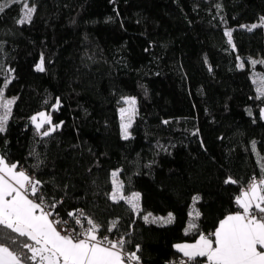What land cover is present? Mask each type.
I'll use <instances>...</instances> for the list:
<instances>
[{
    "label": "trees",
    "instance_id": "16d2710c",
    "mask_svg": "<svg viewBox=\"0 0 264 264\" xmlns=\"http://www.w3.org/2000/svg\"><path fill=\"white\" fill-rule=\"evenodd\" d=\"M23 4L0 11V88L15 95L1 157L40 182L53 214L82 212L140 264L180 256L178 242L214 231L264 176V96L253 79L264 74V27L247 30L264 0H28L35 12L19 23ZM126 94L137 113L124 139ZM42 110L59 126L48 136L32 122ZM115 170L125 197L139 193L138 210L110 198Z\"/></svg>",
    "mask_w": 264,
    "mask_h": 264
},
{
    "label": "snow or ice",
    "instance_id": "6c2138e0",
    "mask_svg": "<svg viewBox=\"0 0 264 264\" xmlns=\"http://www.w3.org/2000/svg\"><path fill=\"white\" fill-rule=\"evenodd\" d=\"M24 9L19 23L30 22L35 12V8L28 7L27 4L24 5ZM2 10L3 7L0 6V11ZM257 27H264V17L261 18L259 25L247 26V30L252 31ZM225 35L231 44V31H226ZM252 63L255 64L256 61ZM238 66L243 67V65ZM37 70H44L43 59L37 65ZM261 83L264 84V77L261 78ZM257 92V98L264 96V86L258 88ZM124 102L129 107L120 109L121 127L123 138L127 139L128 128L135 115L136 102L134 98H125ZM14 103V99L4 97L3 89L0 88V131L4 130ZM125 117H127L126 120ZM261 117L264 118V109H261ZM32 122L37 132L45 124H52L51 116L44 112L33 116ZM57 127L59 126L50 127L42 135H50ZM16 169V164L10 165L3 157H0V226L16 234L15 237H8L7 233H0V241L8 239L11 244H16L21 249V251H15L10 248L9 244L0 242V264H132L133 261L139 264L140 258L135 252L128 254L124 251L125 240L119 239L113 242L107 237L98 239L99 225L91 219L87 221V228L81 231L65 229V234H62L57 225L68 222L49 219L53 213L46 210L48 205L43 195H38L40 182L26 172ZM262 172H264V166H262ZM112 176L113 189L110 198L113 201L125 200L133 211L138 210L139 193L125 197L123 185L115 179L117 172H113ZM225 182L235 183L231 178ZM194 199L198 198L194 197ZM236 203L242 212L227 215L219 222L214 233L207 236L201 234L194 244L175 245L177 251L182 253L188 262L203 257L206 258V264H264V176L258 182L253 178L247 189L241 190ZM51 207L54 208L55 204ZM80 215L83 213L81 212ZM199 215V212L195 213V217ZM69 216L72 217L73 213H69ZM150 216V213L146 215L145 221H149ZM172 221V214L166 218L152 219V222L164 224ZM76 224H81L80 219H76ZM196 227L193 221L189 224L188 230ZM111 230L110 228L109 231ZM17 238H26V241L30 243L21 242ZM179 264H185V261L181 260Z\"/></svg>",
    "mask_w": 264,
    "mask_h": 264
},
{
    "label": "built area",
    "instance_id": "2783aa9c",
    "mask_svg": "<svg viewBox=\"0 0 264 264\" xmlns=\"http://www.w3.org/2000/svg\"><path fill=\"white\" fill-rule=\"evenodd\" d=\"M31 198H33V197H31ZM37 202H39V201L37 200ZM46 204L48 205V207H47L46 210L52 212V210L54 208L51 207V205L53 203L52 202H46ZM72 213H73V216L72 217H67V218L60 217L57 214H53L52 215V217H53L54 220L67 221L68 222L67 224L60 223V224L57 225L58 230H60L62 234H65V232H64L65 229H67V231H72V230L81 231L83 228H87V225H85V223L83 221V215H80V211H78L77 213H74V211H72ZM76 219H80V221H81V224L80 225H77L76 224ZM103 238L104 237H102L100 239H103ZM110 241H112V240H110ZM113 242H115V240H113ZM125 259H127V258L125 257ZM181 260H184L185 261V264H195L196 261H197V260H195V261H192V262H188L186 257H184L183 255H180V256L174 257V259H171V260L166 261L164 264H179V262ZM132 264H136V262L133 261Z\"/></svg>",
    "mask_w": 264,
    "mask_h": 264
},
{
    "label": "rangeland",
    "instance_id": "374dc122",
    "mask_svg": "<svg viewBox=\"0 0 264 264\" xmlns=\"http://www.w3.org/2000/svg\"><path fill=\"white\" fill-rule=\"evenodd\" d=\"M10 1H14V0H2V1H0V6L6 5V4H8V2H10ZM16 1H19V0H16ZM23 1H24L23 7H24L25 4H27L28 7H34V6L28 4V0H23ZM24 11H25V9L23 8V12H22V14H21V16H20V19H22L23 14H24ZM239 64H240V65H244V64H245L244 61H243V59H242V60H241V59L239 60ZM253 74H254V75H253L254 85H256V90H257L258 88L264 86V84L261 83V78L264 77V74H263V73H259V72H254ZM4 97H5L6 99H15V95H12V96H6V95H4ZM125 98H134V99H135V102H136V103H135V106H134V107H135V115H136V113H137V112H136V110H137L136 96H135V95H134V96H133V95H129V94L122 95V97L119 99V107H118V113H119V117H120V124H122L121 114H120V109H121V108H128V107H129V105L126 104V103L124 102V99H125ZM11 108H12V107H11ZM41 112H44L45 114L49 115V113H48L47 111L42 110V111H39V112L35 113V115H33V116H37L38 113H41ZM135 115H134V116H135ZM33 116H32V117H33ZM134 116L132 117L131 126H132V124H133L132 122H133ZM126 119H127V117H125V120H126ZM34 125H35V124H34ZM44 126L50 128V125H49V124H45ZM131 126L128 128V135L130 134ZM121 134L123 135L122 127H121ZM113 172H118V171L115 170V171H113ZM113 172H112V173H113ZM112 179H113V178H112ZM115 179H116V177H115ZM116 180L119 182V179H116ZM133 193H135V192H133ZM133 193L128 194L127 197H130Z\"/></svg>",
    "mask_w": 264,
    "mask_h": 264
},
{
    "label": "crops",
    "instance_id": "0c3cea01",
    "mask_svg": "<svg viewBox=\"0 0 264 264\" xmlns=\"http://www.w3.org/2000/svg\"><path fill=\"white\" fill-rule=\"evenodd\" d=\"M0 157H1V154H0ZM9 164V163H8ZM17 171H24L22 168H17L16 169ZM25 172V171H24ZM27 174V173H26ZM261 179V177L259 178V180ZM259 180H257V182L259 181ZM250 184V183H249ZM248 187V186H247ZM247 187L246 188H243V189H247ZM240 193H241V191H240ZM240 193L237 195V196H239L240 195ZM31 198V197H30ZM237 209L235 210V211H232V212H230V213H228L227 215H229V214H235V213H237V212H242V209H240L239 208V206L237 205ZM149 213H146V214H144V217L146 216V215H148ZM151 214V213H150ZM226 215V216H227ZM225 216V217H226ZM157 217H159V218H166V217H163V216H155V215H151L150 216V218L149 219H153V218H157ZM225 217H223V218H221V220H223ZM49 219H53V217L52 216H50L49 217ZM220 220V221H221ZM219 221V222H220ZM218 225H219V223L217 224V227H218ZM216 227V228H217ZM188 228H189V225H188ZM216 228L214 229V231H212L211 233H214L215 232V230H216ZM211 233H206V234H204V235H209V234H211ZM97 237H98V239H100L99 238V236L97 235ZM199 237H200V235L194 240V241H191V242H187V241H184V242H178L177 244H194L198 239H199ZM213 239H214V237H212ZM176 244V245H177ZM180 253V252H179ZM181 255H183L182 253H180ZM197 260V259H196ZM195 264H206V258H203V257H201V258H198V260L196 261V263Z\"/></svg>",
    "mask_w": 264,
    "mask_h": 264
}]
</instances>
